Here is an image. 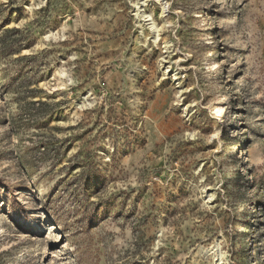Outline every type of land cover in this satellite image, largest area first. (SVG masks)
<instances>
[{"label":"rangeland","instance_id":"374dc122","mask_svg":"<svg viewBox=\"0 0 264 264\" xmlns=\"http://www.w3.org/2000/svg\"><path fill=\"white\" fill-rule=\"evenodd\" d=\"M0 264H264V0H0Z\"/></svg>","mask_w":264,"mask_h":264},{"label":"bare ground","instance_id":"6f19581e","mask_svg":"<svg viewBox=\"0 0 264 264\" xmlns=\"http://www.w3.org/2000/svg\"><path fill=\"white\" fill-rule=\"evenodd\" d=\"M157 1H159V0H157ZM164 8H165V7L162 6V9H164ZM228 107H231V103H230V105H229ZM228 107H226V109H227ZM240 159H241V160H240L239 162L242 164V166H243V170L246 172V167H245V163H244V161H245V157H244V158L241 157Z\"/></svg>","mask_w":264,"mask_h":264}]
</instances>
